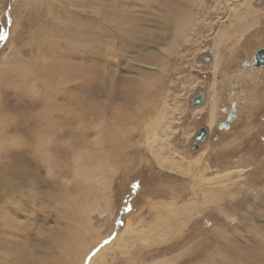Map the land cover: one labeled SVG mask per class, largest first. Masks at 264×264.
Instances as JSON below:
<instances>
[{"label": "rangeland", "instance_id": "374dc122", "mask_svg": "<svg viewBox=\"0 0 264 264\" xmlns=\"http://www.w3.org/2000/svg\"><path fill=\"white\" fill-rule=\"evenodd\" d=\"M259 48L264 0H0V264H264Z\"/></svg>", "mask_w": 264, "mask_h": 264}, {"label": "bare ground", "instance_id": "6f19581e", "mask_svg": "<svg viewBox=\"0 0 264 264\" xmlns=\"http://www.w3.org/2000/svg\"><path fill=\"white\" fill-rule=\"evenodd\" d=\"M191 1H194V0H191ZM189 16H187V17H185L183 20L182 19H180L179 17L176 19V29L177 30H179L180 32L181 31H185L186 29H187V24L189 23ZM180 19V20H179ZM176 29L174 30H172L171 31V33L168 35V38H173L174 37V34H175V32H176ZM113 58V57H112ZM116 60V59H115ZM232 65V63H230V57L229 56H227V53H224V50H218V49H216L215 50V60H214V62H213V66H214V72H215V74H219V75H223L225 78H227V77H229L228 75H229V71H228V68L230 67ZM153 86V83H152V81H145V82H143V86H142V88L141 89H143L144 90V94H145V92H147V90L146 89H148V88H150L151 89V87ZM149 89V90H150ZM141 95H143V94H141ZM149 95V94H148ZM149 97V96H148ZM143 98V96L141 97V99ZM143 101H144V99H143ZM232 106V105H231ZM229 111H230V109H229ZM211 116L210 117H213V115H214V111L212 110V112H211V114H210ZM230 115V114H229ZM51 121V120H50ZM41 123H42V125H41V130H39V131H41L42 133V137L39 139V143L40 142H43V141H46L47 139H46V137H47V134L46 133H48L49 132V130H50V132H51V129H50V127H51V125H53V124H49V122H48V119H47V121L46 120H44L43 122L41 121ZM40 129V128H39ZM121 131V130H120ZM45 132V133H44ZM38 132L37 131H35L34 132V136H36V135H38L37 134ZM114 133V132H113ZM118 133L119 132H117V133H115V138H117V137H120V136H118ZM120 134V133H119ZM112 136V135H111ZM114 137V136H113ZM118 139V138H117ZM37 156V155H36ZM39 158V157H38ZM86 158V159H85ZM85 161L87 162L88 160L90 161V159H91V157H90V155H87V156H85ZM107 158V157H106ZM108 159V158H107ZM100 168V167H99ZM96 170H99L98 169V167H94V172L96 171ZM99 173V172H98ZM70 174H72V175H74L75 176V178L76 179H78V181H80L81 182V184H84L86 187H91V183H90V181L88 180V176H90L91 174L89 173H84V172H80V171H73V172H71ZM92 180V179H91ZM89 190V189H88ZM91 190V189H90ZM90 192V191H89ZM91 193V192H90ZM82 194V193H81ZM89 210H90V208H85V211H84V215L83 214H81V216H80V218H79V220H80V223L78 222V223H74L72 226H71V228H70V232L72 233V237H70L71 239H72V241L70 242V245H72L73 244V247H74V243L78 246V243H79V240H81L83 237V233L86 231V230H88L89 231V229H91L92 228V224H91V220H90V218H89V214H88V212H89ZM129 223L130 222H128V224H126V226H125V229L123 230V232H122V236L121 237H118V240H119V238H121L120 240L122 241L123 240V236L124 235H127V234H129V232H130V229H129ZM3 229V228H2ZM91 231H93V230H91ZM92 233V232H91ZM128 236V235H127ZM27 237V236H26ZM133 237V236H132ZM70 238H68V239H66V240H64V241H67L68 243H69V240H70ZM100 238V237H99ZM99 238H97V240L99 239ZM129 238V237H128ZM89 239V238H88ZM91 240V239H90ZM89 240V241H90ZM93 240V239H92ZM97 240H95V241H97ZM125 240V239H124ZM58 241V240H57ZM63 241V240H62ZM63 241V242H64ZM128 241V240H127ZM59 242V241H58ZM57 242V243H58ZM61 242V241H60ZM67 242H65L66 244H68ZM91 242V241H90ZM129 242V241H128ZM26 243V242H25ZM94 242H92L90 245H89V243H88V245H87V247H86V244L84 245V244H81V246H78L79 248H77L76 247V250L77 249H79L78 251H79V253H80V256H79V258H80V261H79V263L76 261V258L74 257L73 259H70L71 258V256H73L74 254L73 253H71L72 251H66V253L65 254H67L68 252H69V254L71 253V254H73V255H71V256H69V254H67L66 256H65V258H69L70 259V262H71V264H81V259L87 254V253H89L88 252V247H90L92 244H93ZM131 243V242H130ZM51 245V244H50ZM69 245V246H70ZM56 246H59V245H57L56 244ZM68 246V245H67ZM66 246V247H67ZM127 246V245H126ZM60 247H61V245H60ZM62 247H64V246H62ZM61 247V248H62ZM107 247H108V245H107ZM107 247L106 248H104L102 251H104L105 249H107ZM59 248V247H58ZM67 248H65V250H66ZM47 250V249H46ZM45 250V251H46ZM62 250V249H61ZM61 250H59V251H61ZM65 250H63V252L65 251ZM90 251H91V249H90ZM102 251L101 252H99V254L98 255H100L101 253H102ZM13 253V252H12ZM57 255V254H56ZM97 255V256H98ZM78 257V256H77ZM67 258V259H68ZM66 259V260H67ZM90 264H92V262H90Z\"/></svg>", "mask_w": 264, "mask_h": 264}, {"label": "water", "instance_id": "95a60500", "mask_svg": "<svg viewBox=\"0 0 264 264\" xmlns=\"http://www.w3.org/2000/svg\"><path fill=\"white\" fill-rule=\"evenodd\" d=\"M252 67L253 68H262L264 67V48H259L254 57H253V61H252ZM202 102V97L201 96H197L194 100V104H198ZM235 117V108H232L231 111V115L228 117V119L223 122L221 124V128H227L229 126V123L233 120V118ZM207 135V130L205 127L200 128L198 135L196 136V139L194 141V147L195 149H197L199 147V143L200 141L204 140L205 137Z\"/></svg>", "mask_w": 264, "mask_h": 264}]
</instances>
